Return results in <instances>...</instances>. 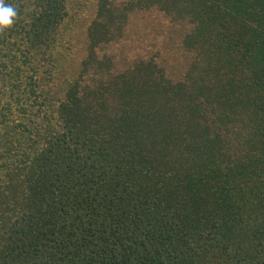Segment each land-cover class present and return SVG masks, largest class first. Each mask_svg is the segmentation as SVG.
Masks as SVG:
<instances>
[{"label":"trees","instance_id":"16d2710c","mask_svg":"<svg viewBox=\"0 0 264 264\" xmlns=\"http://www.w3.org/2000/svg\"><path fill=\"white\" fill-rule=\"evenodd\" d=\"M0 264H264V0H8Z\"/></svg>","mask_w":264,"mask_h":264},{"label":"clouds","instance_id":"9594fccd","mask_svg":"<svg viewBox=\"0 0 264 264\" xmlns=\"http://www.w3.org/2000/svg\"><path fill=\"white\" fill-rule=\"evenodd\" d=\"M18 18L17 8L8 3V0H0V33L10 30Z\"/></svg>","mask_w":264,"mask_h":264}]
</instances>
